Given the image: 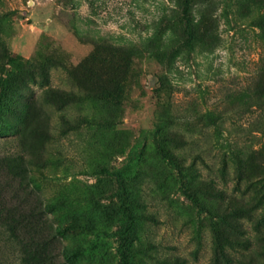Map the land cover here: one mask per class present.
Returning <instances> with one entry per match:
<instances>
[{
    "label": "rangeland",
    "instance_id": "rangeland-1",
    "mask_svg": "<svg viewBox=\"0 0 264 264\" xmlns=\"http://www.w3.org/2000/svg\"><path fill=\"white\" fill-rule=\"evenodd\" d=\"M263 162L264 0H0V264H264Z\"/></svg>",
    "mask_w": 264,
    "mask_h": 264
},
{
    "label": "trees",
    "instance_id": "trees-1",
    "mask_svg": "<svg viewBox=\"0 0 264 264\" xmlns=\"http://www.w3.org/2000/svg\"><path fill=\"white\" fill-rule=\"evenodd\" d=\"M97 77H99L97 79ZM96 77V83H97V87L108 93L110 96H116L118 94V82L115 81L113 78L111 77H108L107 79L104 78L103 76L101 75H97ZM264 163V162H263ZM260 181H262L264 183V176L260 179ZM24 191H28V192H32V189L28 188L26 189V187H24ZM28 214V213H26ZM37 241H41L40 239H37ZM243 241H248L247 240H243ZM59 264H68L67 260H66V257L63 256L61 259H59Z\"/></svg>",
    "mask_w": 264,
    "mask_h": 264
}]
</instances>
